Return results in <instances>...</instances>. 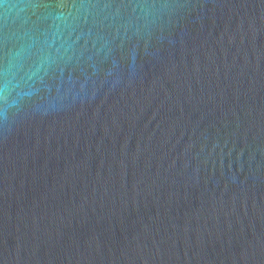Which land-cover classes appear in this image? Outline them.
I'll list each match as a JSON object with an SVG mask.
<instances>
[{"label": "water", "instance_id": "95a60500", "mask_svg": "<svg viewBox=\"0 0 264 264\" xmlns=\"http://www.w3.org/2000/svg\"><path fill=\"white\" fill-rule=\"evenodd\" d=\"M0 264H264V0H0Z\"/></svg>", "mask_w": 264, "mask_h": 264}]
</instances>
